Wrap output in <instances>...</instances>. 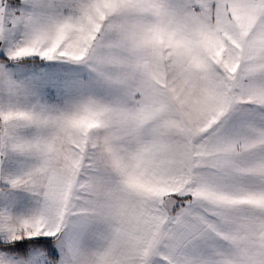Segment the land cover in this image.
I'll return each instance as SVG.
<instances>
[{"label":"snow or ice","instance_id":"6c2138e0","mask_svg":"<svg viewBox=\"0 0 264 264\" xmlns=\"http://www.w3.org/2000/svg\"><path fill=\"white\" fill-rule=\"evenodd\" d=\"M0 264H264V0H0Z\"/></svg>","mask_w":264,"mask_h":264},{"label":"rangeland","instance_id":"374dc122","mask_svg":"<svg viewBox=\"0 0 264 264\" xmlns=\"http://www.w3.org/2000/svg\"><path fill=\"white\" fill-rule=\"evenodd\" d=\"M41 63L43 64V62H41ZM62 69H64V70H76L77 66H75V65H64V66H62Z\"/></svg>","mask_w":264,"mask_h":264}]
</instances>
